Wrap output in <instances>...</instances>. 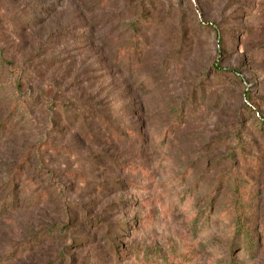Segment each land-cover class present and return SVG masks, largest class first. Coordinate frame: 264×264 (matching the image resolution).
<instances>
[{
  "label": "rangeland",
  "instance_id": "1",
  "mask_svg": "<svg viewBox=\"0 0 264 264\" xmlns=\"http://www.w3.org/2000/svg\"><path fill=\"white\" fill-rule=\"evenodd\" d=\"M0 264H264V0H0Z\"/></svg>",
  "mask_w": 264,
  "mask_h": 264
},
{
  "label": "trees",
  "instance_id": "2",
  "mask_svg": "<svg viewBox=\"0 0 264 264\" xmlns=\"http://www.w3.org/2000/svg\"><path fill=\"white\" fill-rule=\"evenodd\" d=\"M106 1V0H103ZM234 234V238L237 239L238 234H240V236L242 237V246L241 249L244 251H248L250 252V250L253 248V242L254 239L253 237L255 236L254 234L252 236H250V228L247 227L246 223L244 222L243 219H237L236 223H235V230L232 231Z\"/></svg>",
  "mask_w": 264,
  "mask_h": 264
}]
</instances>
